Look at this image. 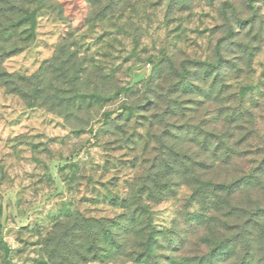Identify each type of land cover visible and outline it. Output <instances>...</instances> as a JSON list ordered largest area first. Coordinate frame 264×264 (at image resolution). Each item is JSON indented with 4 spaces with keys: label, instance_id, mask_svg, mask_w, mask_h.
<instances>
[{
    "label": "rangeland",
    "instance_id": "obj_1",
    "mask_svg": "<svg viewBox=\"0 0 264 264\" xmlns=\"http://www.w3.org/2000/svg\"><path fill=\"white\" fill-rule=\"evenodd\" d=\"M6 51L0 264H264V0H0Z\"/></svg>",
    "mask_w": 264,
    "mask_h": 264
},
{
    "label": "trees",
    "instance_id": "obj_2",
    "mask_svg": "<svg viewBox=\"0 0 264 264\" xmlns=\"http://www.w3.org/2000/svg\"><path fill=\"white\" fill-rule=\"evenodd\" d=\"M14 9V8H13ZM19 22H21V19L16 21V20H12L10 22V25L12 24V26L14 27H17L19 25ZM8 26V28H6V31L5 33L7 32H11L9 31V27L11 26ZM10 34H13L15 35V33H10ZM4 37L6 36V34H2ZM9 52H12V51H6L4 54H2V57H0V60L1 58H3V56H7V54H9ZM193 62H197L198 64L200 65H205L207 64L206 62H203V61H193ZM223 135V133L219 132V133H216L214 132L213 133V138L215 139V142L209 146V153H210V157L208 160H203L201 162H199V166H201V168L205 165L207 168L206 169H209L211 171V173H213L214 171V168L216 167H220L222 165H225V164H228V161L237 153V155L241 156V155H245L246 154V150L247 148L246 147H241V149H237L238 146H241L240 143H236V144H226L225 142H222V141H217L216 138L218 137H221ZM238 150V151H236ZM220 169V168H219ZM246 177V176H245ZM245 177H238L236 179H233L232 181H218V180H215V179H211V180H206V181H203L201 180L200 182H202V184L204 185L203 186V189H206V190H201V194L203 196H205L206 198H209L210 197V193L212 192H223L224 195H226V197L228 198V196H230L232 193H233V190H234V187L237 186L242 180V178H245ZM252 177V175L250 176ZM248 178V177H247ZM209 190H208V189ZM208 190V192H207ZM200 191V190H199ZM211 191V192H210ZM198 192V191H196ZM216 193V194H217ZM206 194V195H205ZM210 199V198H209ZM208 199V200H209ZM229 203V201H227ZM244 214H247V212H245L246 210H242ZM241 211V212H242ZM229 212H232L231 210ZM260 211L259 209L255 210V212L252 213V218L257 221L260 216ZM200 264L201 262L198 261Z\"/></svg>",
    "mask_w": 264,
    "mask_h": 264
}]
</instances>
